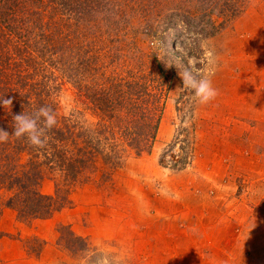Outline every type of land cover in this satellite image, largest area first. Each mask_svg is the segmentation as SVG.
<instances>
[{
  "label": "rangeland",
  "instance_id": "374dc122",
  "mask_svg": "<svg viewBox=\"0 0 264 264\" xmlns=\"http://www.w3.org/2000/svg\"><path fill=\"white\" fill-rule=\"evenodd\" d=\"M57 1L62 4L55 6L59 19L75 28H63L59 41L78 46L62 51L69 54L66 60L57 51L51 67L33 73L20 64L17 72L31 75L41 88L50 87L57 118L77 143H90L97 151L72 186L70 206L49 219L25 223L13 210H0V264H181L184 250H196L198 239L214 242L212 222L195 218L216 212L237 216L233 230L244 242V230L252 228L251 221L259 223L264 206L260 174L245 167L256 148L249 150L245 140H238V158L231 159L225 149L216 152L213 141L236 138L260 115L264 119L263 109L258 117L254 110L256 92L264 86V0H120V9L130 8V23H118L117 7L99 6L100 0ZM84 1L94 5L85 19L66 12ZM32 6L38 7L31 0H0V17L15 10L0 22L8 38L17 29L14 18L22 19ZM207 8H213L211 14ZM211 26L218 33L199 32L208 33ZM28 47L22 51L34 49ZM85 49L98 69L90 91L104 82L107 87L108 79L119 83L110 92L115 102L110 120L94 109L83 84L68 75L63 63ZM208 52L219 62L212 77L219 95L199 105L182 88L179 71H208ZM241 95L249 100L241 104ZM257 123L253 127L262 134L264 124ZM58 175L44 172V194L54 193ZM218 228L222 243L231 226ZM220 248L222 258L228 251L223 244Z\"/></svg>",
  "mask_w": 264,
  "mask_h": 264
},
{
  "label": "trees",
  "instance_id": "16d2710c",
  "mask_svg": "<svg viewBox=\"0 0 264 264\" xmlns=\"http://www.w3.org/2000/svg\"><path fill=\"white\" fill-rule=\"evenodd\" d=\"M31 1L38 7L28 8L22 19L14 18L17 29L14 30L10 38L7 36V26L4 28L3 24H0V97L5 96L6 99H12L10 113L7 108L0 107V129H4L9 134L13 132L12 116L15 114L30 113L35 107L41 105L51 106L57 114L56 103L50 95V87L41 88L37 80L34 83L31 82V75L17 72L18 66L21 64L26 66L27 70L36 73L39 71V67L46 69V66L51 67L55 64V62L52 63L51 56H54L57 51L61 53L67 47L78 46L77 43L70 45L69 42L59 41L63 28L69 27L70 30L73 27L75 31L73 25L70 26L59 19L61 13H57L55 6L57 4L59 9L62 5L60 2L48 0V3L44 4L43 0ZM204 1L208 3L210 0ZM120 2V0H100L98 5L117 7L116 13L113 12V14L119 20L118 23H130L129 18L131 19L133 16L127 17L126 14V10H130V8L120 9ZM93 6L90 7V3L86 4L84 1L78 6H71L66 12L73 13L74 11L80 15L78 19L80 17L85 19L90 15ZM77 8L82 10L76 11ZM8 11L15 13L14 9L7 10L5 13ZM59 11L61 12V10ZM212 11L213 8H207L209 14ZM5 13L0 17V22L6 20ZM26 16H34L35 19L30 18L29 20ZM188 19L186 18L184 21L188 23ZM112 21L113 24H116L114 23L115 19ZM24 26H27L26 29H23ZM218 30L217 27L211 26V31L208 33H205L203 29H200L199 32L206 36H212L218 33ZM23 31H26L25 37L21 35ZM13 41H16L14 45ZM7 45H13L12 49H4V46ZM29 45H32L34 49L23 52L22 50L29 49ZM67 55H69L67 52H62L61 58L69 59ZM92 55L93 53L89 54L85 49V53L80 57L75 59L71 57L70 62L63 63L67 64L68 75L76 78L75 82L83 84L82 88L89 91H84V96L86 95V98L91 100L94 109L110 120L115 104L110 92L119 83L112 84V79H108L107 87L104 82L102 88L100 84H97V88L90 91L88 84L91 83L92 76L98 73V69L94 68L95 59ZM100 67L102 71H106V67ZM139 90L137 89V94ZM61 120L62 122H60ZM61 120L57 118V125L49 134L51 136L49 145L42 153L29 147L26 141L16 140L14 137H10L8 143L0 144V210L3 208L13 210L20 222L49 219L54 213L70 206L69 197L71 189L74 188L72 186L75 182L80 181L97 151L90 147V143H83V141L82 144L77 143L74 132L62 118ZM156 126L157 123L153 126L154 133L157 130ZM24 156L27 159L25 161H23ZM45 171L59 174L58 183L55 185L52 195L44 194L41 191Z\"/></svg>",
  "mask_w": 264,
  "mask_h": 264
},
{
  "label": "crops",
  "instance_id": "0c3cea01",
  "mask_svg": "<svg viewBox=\"0 0 264 264\" xmlns=\"http://www.w3.org/2000/svg\"><path fill=\"white\" fill-rule=\"evenodd\" d=\"M256 93L259 94V96H258V102L254 104V110H256L255 115H257L258 117V115L262 112V109L264 114V86L261 87V90H258ZM248 100L249 98L247 96L244 95V97H242L241 95V104L244 101H248ZM259 110H261V112ZM253 113L254 112H252V115ZM253 117L255 116L253 115ZM259 117L257 118L258 120L256 121V123L250 125L249 127L250 130L248 132L246 130L245 133H241L238 137L233 138L231 140L229 138L230 136H228V138L226 139L222 137H215L213 144L215 145L216 152L225 149L226 151L225 155L231 159L238 158L237 151L240 149V146L234 144L238 140H240L242 143L245 140V144L248 145L247 148L250 147L249 150H252V148L255 147L256 152L254 154L252 152L250 153L251 155L249 157V160L245 161V165H246L245 167H246V171L249 169V171L255 173L257 172L260 174V176H257V180L261 182L260 183L261 187H264V138L262 137L264 135V132L262 134H258L256 133L255 127H253L254 124H259L257 122L264 124V119L260 120ZM227 150L229 151V153L227 152ZM213 155L217 156V153ZM234 167H236L235 164ZM261 204L264 205V200H261ZM190 217H192V215ZM200 219L206 220L210 223L212 222L213 232L211 233V235L214 238V242L210 243L208 241L205 242L204 240L200 241L198 239V243H196V247H197L196 250H191L190 253H188L187 249L186 251L184 250V263L181 264H255V263L264 264V206H262L261 209V213L259 216V223L257 222L254 223L253 221H251L250 224L252 225V228L247 229V232L246 230H244L245 234L243 235L244 236L243 239H245V241L242 243L240 242L241 239L239 238L241 234L240 235L238 234L240 231L233 230V228L237 227L236 223L238 218L237 216L236 217L232 216V213L228 212L224 214V213L216 212L212 216L208 214H203L202 216H198V218H195V221H198ZM255 224H257V226L254 227ZM217 225L219 227L221 225L224 228H226L227 226H231L229 234L225 235L226 237L224 238V241L222 243H220L221 242L220 230L219 228L218 230L216 229ZM200 231H202L203 235H207L205 230H200ZM185 232L186 231H184V234ZM186 236L187 239L192 237V235H189V233L188 235H185V237ZM222 244L227 247L228 252L223 254L221 258L220 247ZM205 248L208 249V251L213 254H209V252L205 250ZM250 254H252L253 257L255 258H250L251 257ZM220 259H224L226 262ZM253 259L254 261H252Z\"/></svg>",
  "mask_w": 264,
  "mask_h": 264
},
{
  "label": "clouds",
  "instance_id": "9594fccd",
  "mask_svg": "<svg viewBox=\"0 0 264 264\" xmlns=\"http://www.w3.org/2000/svg\"><path fill=\"white\" fill-rule=\"evenodd\" d=\"M210 58V69L206 72H194L186 68L183 72L179 71L183 87L191 93V98L199 105H207L213 101L219 91L213 87L212 77L215 71L219 69V62L211 52L207 53ZM12 99L0 97V107L7 108L10 113ZM57 125V114L49 105L35 107L30 113L21 112L12 116L13 132L0 129V144L8 143L10 137L16 140H24L29 147L38 153H42L51 140L49 135Z\"/></svg>",
  "mask_w": 264,
  "mask_h": 264
}]
</instances>
